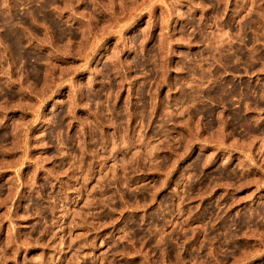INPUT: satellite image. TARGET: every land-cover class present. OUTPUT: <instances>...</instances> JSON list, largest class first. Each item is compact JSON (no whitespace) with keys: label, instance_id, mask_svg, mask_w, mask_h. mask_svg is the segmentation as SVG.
I'll list each match as a JSON object with an SVG mask.
<instances>
[{"label":"rangeland","instance_id":"374dc122","mask_svg":"<svg viewBox=\"0 0 264 264\" xmlns=\"http://www.w3.org/2000/svg\"><path fill=\"white\" fill-rule=\"evenodd\" d=\"M0 264H264V0H0Z\"/></svg>","mask_w":264,"mask_h":264}]
</instances>
